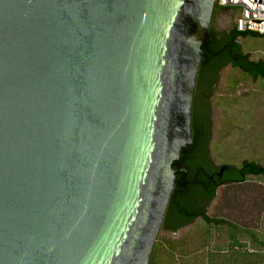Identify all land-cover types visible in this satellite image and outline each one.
Listing matches in <instances>:
<instances>
[{"label": "water", "instance_id": "1", "mask_svg": "<svg viewBox=\"0 0 264 264\" xmlns=\"http://www.w3.org/2000/svg\"><path fill=\"white\" fill-rule=\"evenodd\" d=\"M216 1L0 0V264H149Z\"/></svg>", "mask_w": 264, "mask_h": 264}, {"label": "trees", "instance_id": "2", "mask_svg": "<svg viewBox=\"0 0 264 264\" xmlns=\"http://www.w3.org/2000/svg\"><path fill=\"white\" fill-rule=\"evenodd\" d=\"M227 12L234 17V23L231 34L222 36L216 30L215 24L220 14ZM235 13V8L223 7L218 0L216 1L208 30V35L212 40L201 46L203 53L194 95L195 93L196 95L203 94L204 91L208 92L215 81H218L219 72L229 65L240 70L252 80L264 81V62L253 61L249 54L243 52L240 45V41L243 40H263L264 35L238 32L235 27ZM229 51L232 54H229ZM196 100L197 98L194 97L192 142L182 149L178 161L181 167L187 169L188 174L186 177L183 173L178 175L179 181L172 192L160 233L176 234L197 220H202L209 229L224 227L219 220L209 218L206 212L216 198L218 189L229 184H243L250 177L264 179V166L254 161H244L239 166L227 165L229 170L224 173L222 180L218 179L223 165L216 168L210 156L209 99L207 97L204 101L203 112L197 111ZM213 176H215L214 180ZM181 180L188 181L189 186L181 187L179 185ZM231 231L230 238L233 244L228 247V251L224 254L216 249L208 250L201 263V258H195L194 253L187 254L184 244L170 241L161 243L158 238L149 264H161L162 260H167L168 264H175V262L178 264H264V239L261 235L255 231L239 229L236 226H233ZM241 237L248 239L253 247L252 251L248 252L246 244L238 241Z\"/></svg>", "mask_w": 264, "mask_h": 264}, {"label": "rangeland", "instance_id": "3", "mask_svg": "<svg viewBox=\"0 0 264 264\" xmlns=\"http://www.w3.org/2000/svg\"><path fill=\"white\" fill-rule=\"evenodd\" d=\"M233 23L231 13H222L217 18L215 28L223 31L232 27ZM240 45L253 61L264 62V39L243 40ZM233 86L236 90L244 89L237 94ZM216 90L212 100L216 117L215 135L210 145L211 160L217 166H239L244 161H254L264 166V81L253 82L238 71L227 68L222 72ZM233 116V120H238L234 125L237 130L231 132ZM206 212L209 218L219 219L224 227L209 229L202 220H197L176 234L160 233V242L184 244L187 254L194 253L195 258H201V263L206 251L216 249L225 254L233 244L230 238L232 231L225 224L255 231L264 239V179L250 177L243 184L219 188ZM238 241L246 244L248 252L253 250L248 239L241 237ZM161 264L168 262L162 260Z\"/></svg>", "mask_w": 264, "mask_h": 264}, {"label": "built area", "instance_id": "4", "mask_svg": "<svg viewBox=\"0 0 264 264\" xmlns=\"http://www.w3.org/2000/svg\"><path fill=\"white\" fill-rule=\"evenodd\" d=\"M227 8H235V27L241 33L264 35V5L252 0H218Z\"/></svg>", "mask_w": 264, "mask_h": 264}, {"label": "flooded vegetation", "instance_id": "5", "mask_svg": "<svg viewBox=\"0 0 264 264\" xmlns=\"http://www.w3.org/2000/svg\"><path fill=\"white\" fill-rule=\"evenodd\" d=\"M220 34H222V36H226V35H230L231 34V32H232V27L230 26L228 29H226V30H221V31H218ZM212 40V39H211ZM225 52V51H224ZM229 54H232L230 51H229ZM227 68H231V69H233V70H236V71H238L239 72V74H241L242 76H244V77H246V78H248V79H250V80H252L250 77H248L247 75H245V74H243L240 70H238V69H235V68H233L231 65H229V66H226V67H224L220 72H219V78H218V81H215V83L211 86V88L209 89V91L208 92H206V91H204V92H202L203 94H197L196 95V93H195V95H194V97H195V99L197 98V100H196V104H197V111L198 110H200L201 112H203V110H204V101H205V99H207V97H208V106H209V108H208V111H209V113H210V125H211V128H210V131H211V143H212V140L214 139V126H215V115H214V113H213V107H212V100H213V98H214V96L216 95V89H217V86L219 85V82H220V79H221V74H222V72L224 71V70H226ZM253 82H257V81H259V80H252ZM234 88H235V93H237V94H240L241 93V91H243V89L244 88H242V90H236V87L235 86H233ZM231 88V87H230ZM234 88L232 89V92H234ZM197 96V97H196ZM232 99H234V98H232ZM234 100H236V99H234ZM233 100V101H234ZM192 111H193V107H192ZM234 119V116H233V118L231 119V122H232V124H230V126H231V128H230V131L231 132H233V131H235V129L237 130V127H235L234 125L236 124V120H233ZM238 121V120H237ZM211 143H210V145H211ZM180 160V159H179ZM216 166V168L217 167H219V166H217V165H215ZM224 167V166H223ZM227 167H229V166H227ZM184 168V167H183ZM186 169V168H185ZM186 171H187V169H186ZM215 173H217V174H219V172H215ZM179 174H182V173H177L176 174V182H175V185H174V189H176V185H177V183H178V181H179V179H178V175ZM187 174H188V172H187ZM187 174L186 175H184V177H186L187 176ZM223 176H224V174L222 175V177H218V179L219 180H222L223 179ZM214 177L215 176H213V180H214ZM184 183L186 184V187L185 188H187L188 186H189V183H188V181H186V180H184ZM223 187V186H222ZM212 219V218H211ZM214 220H219V219H217V218H214ZM220 221V220H219ZM225 225H228V228L229 229H231L232 230V227L234 226V225H232V224H225Z\"/></svg>", "mask_w": 264, "mask_h": 264}]
</instances>
